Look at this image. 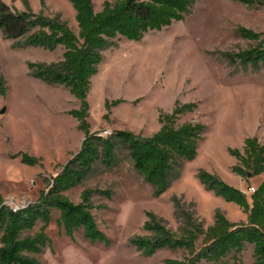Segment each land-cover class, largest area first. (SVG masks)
<instances>
[{"label":"rangeland","instance_id":"obj_1","mask_svg":"<svg viewBox=\"0 0 264 264\" xmlns=\"http://www.w3.org/2000/svg\"><path fill=\"white\" fill-rule=\"evenodd\" d=\"M18 13H32L49 20L60 19L79 34L76 11L69 0H0ZM92 0L96 12L106 2ZM183 21L150 32L141 41L116 39L103 51V62L91 81L88 118L91 132H131L149 138L161 129V114H172L177 102L194 104L177 126L199 124L206 128L194 161L181 159L166 193L157 197L154 187L134 169L129 152L119 146L117 163L108 169L96 163L86 180L66 193L74 204L84 192L95 193L92 211L105 243H92L78 230L68 236L54 210L47 233L52 247L35 258L41 264H163L183 261L187 250L158 251L146 257L133 244L155 215L172 233L180 236L187 215L208 229L217 212L232 223L247 224L248 216L235 204L216 196L201 181V172L218 177L250 199L264 175L244 178L233 172L241 163L230 149L244 152L245 141L257 138L264 144V63L243 66L235 55L264 50V5L249 7L233 0H193ZM264 2V0H258ZM246 28L261 34L259 41L243 39ZM24 43V40L21 41ZM65 49L55 51L21 47L0 29V199L4 204L30 205L48 191L53 178L79 153L86 133L71 114L82 102L64 85L36 78L30 65H52L64 60ZM235 56L236 63L226 56ZM120 102L117 105L113 103ZM108 105V106H107ZM39 164L23 163V156ZM179 201L181 208H178ZM42 222L23 237L39 233ZM203 238L196 244L199 251ZM221 264H254V246Z\"/></svg>","mask_w":264,"mask_h":264},{"label":"trees","instance_id":"obj_2","mask_svg":"<svg viewBox=\"0 0 264 264\" xmlns=\"http://www.w3.org/2000/svg\"><path fill=\"white\" fill-rule=\"evenodd\" d=\"M69 1L76 11L78 35L60 19L49 20L32 13H18L0 1V29L6 38L25 48L55 51L62 46L65 49L61 63L29 67L36 78L66 86L82 102L81 110L71 114L80 122L79 129L86 133L79 153L53 178L48 191H43L36 203L14 213L4 204L3 198L0 199V264H41L35 256L52 247L47 228L54 210L60 212L58 223L68 236L82 229L90 242H107L108 238L99 230L92 213L91 197L97 193L110 198L112 193L88 190L80 204L71 202L66 193L82 184L99 161L108 169L113 168L117 163V150L122 146L128 150L134 169L154 187L157 197L162 196L168 190L179 161L197 158L199 142L206 131L199 124L177 126L182 115L192 113L196 108L194 104L182 105L179 102L172 114H161V129L149 138L118 131L105 139L92 133L87 121L91 81L99 72L103 51L118 38L141 41L150 32L161 31L183 21L191 11L193 0H117L106 2L101 12H96L92 0ZM233 1L249 7L264 5L258 0ZM239 34L249 41H259L262 37L246 28H241ZM23 40L24 43L21 42ZM226 56L232 63H236V56L243 66L264 63L263 49ZM229 153L241 163L233 169L237 175L244 178L264 175V144L257 138L245 141L244 152L230 149ZM23 163L36 166L39 161L24 155ZM200 179L216 196L237 205L248 216L247 224L232 223L223 213L217 212L214 225L205 229L188 214L187 226L178 236L155 215L148 214L150 221L145 231L151 236L139 237L132 240V244L146 257H152L163 249L187 250L190 254L183 261L168 259L163 264H221L232 254L237 259L251 245L254 246V264H264V181L249 199L246 193L207 172H201ZM176 202L181 208L179 201ZM39 222L43 223L39 233L24 238L23 234L34 231ZM200 238H203V247L198 251L196 244Z\"/></svg>","mask_w":264,"mask_h":264},{"label":"built area","instance_id":"obj_3","mask_svg":"<svg viewBox=\"0 0 264 264\" xmlns=\"http://www.w3.org/2000/svg\"><path fill=\"white\" fill-rule=\"evenodd\" d=\"M112 132L110 131H105L103 134H100L99 136L102 137V138H110L112 136ZM6 206H9L11 208V210L14 212V213H18L19 211L23 210V209H26L28 206L26 205H17V204H14V203H11V204H5Z\"/></svg>","mask_w":264,"mask_h":264},{"label":"water","instance_id":"obj_4","mask_svg":"<svg viewBox=\"0 0 264 264\" xmlns=\"http://www.w3.org/2000/svg\"><path fill=\"white\" fill-rule=\"evenodd\" d=\"M250 177H251V175H250Z\"/></svg>","mask_w":264,"mask_h":264},{"label":"crops","instance_id":"obj_5","mask_svg":"<svg viewBox=\"0 0 264 264\" xmlns=\"http://www.w3.org/2000/svg\"><path fill=\"white\" fill-rule=\"evenodd\" d=\"M85 140V139H84Z\"/></svg>","mask_w":264,"mask_h":264}]
</instances>
